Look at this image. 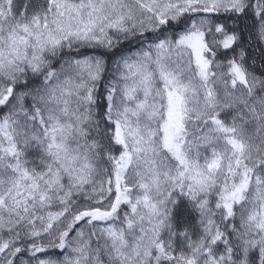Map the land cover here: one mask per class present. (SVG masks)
I'll return each mask as SVG.
<instances>
[{"label":"snow or ice","instance_id":"6c2138e0","mask_svg":"<svg viewBox=\"0 0 264 264\" xmlns=\"http://www.w3.org/2000/svg\"><path fill=\"white\" fill-rule=\"evenodd\" d=\"M0 264H264V0H0Z\"/></svg>","mask_w":264,"mask_h":264}]
</instances>
